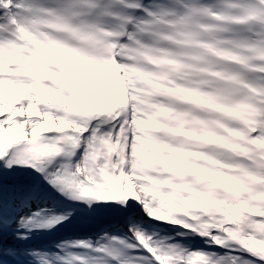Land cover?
<instances>
[{
    "label": "snow or ice",
    "instance_id": "6c2138e0",
    "mask_svg": "<svg viewBox=\"0 0 264 264\" xmlns=\"http://www.w3.org/2000/svg\"><path fill=\"white\" fill-rule=\"evenodd\" d=\"M0 264H264V0H0Z\"/></svg>",
    "mask_w": 264,
    "mask_h": 264
},
{
    "label": "rangeland",
    "instance_id": "374dc122",
    "mask_svg": "<svg viewBox=\"0 0 264 264\" xmlns=\"http://www.w3.org/2000/svg\"><path fill=\"white\" fill-rule=\"evenodd\" d=\"M40 239H41V238H37V241H36V242H40Z\"/></svg>",
    "mask_w": 264,
    "mask_h": 264
}]
</instances>
